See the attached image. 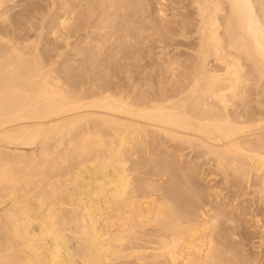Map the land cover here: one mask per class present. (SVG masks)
Instances as JSON below:
<instances>
[{"label": "bare ground", "instance_id": "1", "mask_svg": "<svg viewBox=\"0 0 264 264\" xmlns=\"http://www.w3.org/2000/svg\"><path fill=\"white\" fill-rule=\"evenodd\" d=\"M253 1L0 0V264H264Z\"/></svg>", "mask_w": 264, "mask_h": 264}, {"label": "rangeland", "instance_id": "2", "mask_svg": "<svg viewBox=\"0 0 264 264\" xmlns=\"http://www.w3.org/2000/svg\"><path fill=\"white\" fill-rule=\"evenodd\" d=\"M253 4L255 5V8L259 9V5H260V3H258L257 1L254 0V1H253ZM261 4H262V3H261ZM260 7H261V6H260ZM168 14H169L168 16L170 17L171 13L169 12ZM168 19H170V18H168ZM5 146H6V145H5ZM7 148H9V149H15V148H13V146L10 147V145H9V147L7 146ZM17 149H19V150L22 149V151H32V150L34 149V147H24V148H22V147H21V148L18 147ZM187 151H188V150H187ZM195 154H196V153H193V152H192V154H191V156H192V155L194 156V159L196 158L195 156L197 155V154H196V155H195ZM199 155H200V153H199ZM191 156H190V158H192ZM197 156H198V155H197ZM200 158H201V157H200ZM200 158H197L198 161H199ZM207 158H208V157H207ZM194 159H193V160H194ZM197 159H196V161H197ZM205 159H206V156H205L204 158L202 157V158L200 159L201 161H199V162L197 161V162H198L199 164L202 165V164L204 163V161H206ZM202 160H203V162H202ZM201 162H202V163H201ZM205 166H206V167H204V166H203V167L206 168V170H207L209 166H207V165H205ZM206 170H205V172H206V174L208 175V174L210 173L211 169L209 168V169H208V170H209L208 172H207ZM206 174H205L204 176H207ZM208 177H210V176H207L206 178H208ZM211 177H212V176H211ZM206 178H205V180H207ZM213 178H214V177H212V179H210V178H208V179H209L210 182H211V180L213 181ZM220 178H221L220 176L217 177L218 180H219ZM209 180H207V182L205 181V184L207 183L208 185L210 184V186H213V185L217 182L216 178H215L214 181H213V183L215 182L214 184L209 183ZM220 180H221V179H220ZM207 184H206V185H207ZM252 229H254V228H252ZM256 241H257V240H256Z\"/></svg>", "mask_w": 264, "mask_h": 264}]
</instances>
